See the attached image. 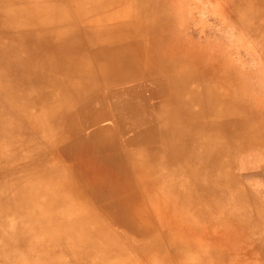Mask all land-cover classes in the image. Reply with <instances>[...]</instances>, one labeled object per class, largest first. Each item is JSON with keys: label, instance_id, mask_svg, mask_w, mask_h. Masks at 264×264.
Masks as SVG:
<instances>
[{"label": "rangeland", "instance_id": "rangeland-1", "mask_svg": "<svg viewBox=\"0 0 264 264\" xmlns=\"http://www.w3.org/2000/svg\"><path fill=\"white\" fill-rule=\"evenodd\" d=\"M66 1L77 0H0V264H82L87 258V264H100L99 259H104L101 264H149L127 245L124 248L112 229L122 246L121 251L117 250L121 256L107 259L94 247L81 248L75 255L66 245L64 231L70 230L79 214L90 221L111 204L107 192L98 191L109 181L108 167L117 165L112 167L118 169L114 176H124L120 178L122 183L133 186L134 191L128 194L138 195L140 211L147 209L145 185L151 183L134 158V152L147 145L128 144L114 114L111 95L119 86L105 88L96 79L77 96L79 104L63 107L60 102L54 104L55 108L39 102V81L30 92L20 87L22 76L16 69L21 50L33 34H48L62 27L69 19ZM241 2L242 7L247 3L255 6L258 0H84V11L92 15L85 25L88 30L102 28L104 23L114 26L103 38L109 54L119 51L128 59L137 57L140 61L135 66L139 65L141 74L130 94L147 95L152 107L163 103L167 98L158 88L169 85L173 77L163 81L161 76H145V65L158 62L169 69L164 71L166 74L174 76L175 72L170 71L192 68L193 58L200 57L203 91L221 95L240 118L247 116V123L260 138L261 146L244 148L235 158V169L229 171L245 190L250 186L248 197L235 202L224 191L212 208L201 203L198 217H190L196 221L186 228L193 227L208 241L184 239L181 231L179 264H264V12H243L241 17L231 18L232 12L241 9ZM105 7L108 12L103 10ZM23 14H32V19L45 23L18 30L14 22L16 17H25ZM133 21L136 26L131 25ZM251 21L255 25L249 26ZM98 40L95 37L92 44ZM163 50L172 53L165 56ZM68 78L72 79L71 73ZM177 94L187 99V105L192 103L184 89L177 90ZM88 103L99 121L79 127L77 108ZM166 113L162 107L156 109L157 115ZM70 117H74L73 123H69ZM103 125H108V139H102L97 147H86L83 143L88 133ZM149 146L160 147L161 142ZM180 165L178 160L165 171L169 174ZM193 175L189 173L188 177L196 186ZM100 221L105 227L104 220ZM148 222L152 223L150 219ZM201 246H206L201 252L193 249ZM190 250L193 254L184 256ZM170 256L169 263L158 258L156 264H177V258Z\"/></svg>", "mask_w": 264, "mask_h": 264}, {"label": "bare ground", "instance_id": "bare-ground-1", "mask_svg": "<svg viewBox=\"0 0 264 264\" xmlns=\"http://www.w3.org/2000/svg\"><path fill=\"white\" fill-rule=\"evenodd\" d=\"M66 2L68 10L65 14L69 15V19H66L62 27L48 34L43 32L33 34L30 37L32 41L26 42L21 50L23 53L19 58L20 65L16 69V72L21 74L19 76H22L20 87L30 92L35 82L39 81L38 88L42 97V101L39 102L55 108L54 104L60 102L59 105L63 107L76 105L79 98L77 96L89 89L96 79H99L100 84L105 88L119 86L115 87L111 95L114 114L119 123L120 132L126 134L128 144L147 145L143 150L137 149L134 152V158L138 165L141 164V174L151 182L145 185L147 209L140 211L141 201L138 195L128 194L134 191L133 186L122 183L121 179L124 176H114L118 169L112 167L118 168L117 165L108 167L109 181L98 191H106L111 204L104 209L103 213L93 216L90 221L85 220V215H78L70 230L64 231L69 252L77 255L81 248L94 247L98 255L109 259L113 255L121 256V252L118 253L117 250L121 251V245L124 248L127 245L146 263L156 264L158 258H163L169 263L170 255H172L177 258L176 263L179 264L181 231L185 234L184 239L196 237V239L203 238L208 241L207 236H200L193 227L186 228L188 223L193 225L196 221L190 217H198L199 211L202 210L201 203L210 205L212 208L219 198H223L224 191L225 193L228 191L230 198L235 202L248 197L246 192L251 189L250 186L248 185L245 190L238 178L236 179L229 171L235 169V158L244 148L261 146L260 138L247 123L249 122L246 116L248 114L245 115L246 118H240L235 110L226 106L229 104L224 102L221 95L203 91L201 70L198 67L202 59L200 57L193 58L192 68L170 71V73L175 72L174 76L168 75L169 72L166 74L164 71L167 68L158 62L155 65L154 62L148 61L149 63L145 65V76L153 75L154 78L161 76L160 79L163 81H169L173 77L169 85L158 88L168 102L166 99L163 103L159 102L152 107L147 95L130 94L131 89L137 84V77L141 74L139 65L135 66L137 62H140L139 59L137 57L128 59L119 51L109 54L110 51L106 47L108 43L103 38L108 34L105 32L114 26L107 27L108 23H104L102 28L94 27L88 30L85 25L87 21L89 22L87 18L92 15L84 11L86 10L84 0ZM93 6L99 8L98 4ZM239 6L241 9L232 12L231 18H239L243 12L255 15L264 12V0H258L255 6L247 3L242 7V2ZM48 8H50L49 4ZM103 10L108 12L107 8ZM60 14L62 15V12ZM31 15L23 14L25 17L21 19L16 17L14 27L19 30L27 25L45 23L44 20L32 19ZM254 22L257 23L256 20ZM254 22L251 21L248 25H255ZM133 24L136 26V21L131 23ZM85 29L88 31L86 32ZM95 37H98L101 42L98 40L96 45H93L92 41ZM34 40L37 41L34 43ZM38 44H41L39 48L30 49ZM81 52L84 54L78 56ZM163 53L169 56L172 51L163 50ZM198 53L200 51H197ZM68 57L66 62L64 58ZM70 73L74 80L68 78ZM179 89L185 90L192 101L191 104L187 105V99L177 94ZM155 91L156 88L151 93ZM89 104H80L77 108L81 117L79 127L82 124L96 125L99 121L96 114L90 112ZM179 105L185 107L179 108L177 107ZM159 107L167 113L157 115L156 109ZM72 118L70 122L68 119L69 123H73ZM108 135H111L108 125H103L89 132L83 144L88 148L97 147L102 139L105 140L106 137L108 139ZM157 141L161 142L160 147L149 146ZM178 160L181 162L180 169L168 174L165 171L166 168L176 165ZM189 173L194 174L192 179H195L198 185L192 186V181L188 177ZM95 176L96 179L101 180L98 174ZM99 218L104 220L105 227ZM149 219L152 223L148 222ZM110 229L123 242L120 243L121 245L117 243L118 240ZM145 233L147 235L141 236ZM175 234L178 236L177 239ZM205 247L193 249H202L201 252ZM171 251L174 253L170 254ZM190 252L191 250L184 256ZM99 260L102 263L104 259ZM87 262H90L89 258L82 264Z\"/></svg>", "mask_w": 264, "mask_h": 264}]
</instances>
